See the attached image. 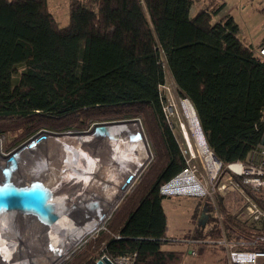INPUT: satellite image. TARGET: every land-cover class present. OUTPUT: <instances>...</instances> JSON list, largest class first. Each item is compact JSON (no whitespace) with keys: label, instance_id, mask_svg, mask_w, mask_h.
<instances>
[{"label":"trees","instance_id":"16d2710c","mask_svg":"<svg viewBox=\"0 0 264 264\" xmlns=\"http://www.w3.org/2000/svg\"><path fill=\"white\" fill-rule=\"evenodd\" d=\"M195 1L70 0L62 27L49 0H0L2 124L19 127L24 138L43 128L60 131L72 119L83 127L82 115L142 113L161 143L160 157L126 198L122 221L112 220L71 264H97L103 254H135L133 264H184L186 252L165 247L181 240L168 235V196L160 189L186 166L164 110L165 64L219 159L247 161L263 140L264 40L258 48L246 42L230 15L214 21L225 7L220 0L192 14ZM214 250L201 246L197 255Z\"/></svg>","mask_w":264,"mask_h":264},{"label":"bare ground","instance_id":"6f19581e","mask_svg":"<svg viewBox=\"0 0 264 264\" xmlns=\"http://www.w3.org/2000/svg\"><path fill=\"white\" fill-rule=\"evenodd\" d=\"M179 106L195 152L208 157L210 150L192 102L181 99ZM150 155L136 120L99 124L88 133L41 132L9 155L0 140V186L27 183L49 191L61 187L65 195L54 196L50 214L0 217V264L63 263L105 223ZM98 175L104 182L89 186ZM190 184L184 176L168 191L186 193ZM83 192L92 205L81 207L86 203L78 200Z\"/></svg>","mask_w":264,"mask_h":264},{"label":"built area","instance_id":"2783aa9c","mask_svg":"<svg viewBox=\"0 0 264 264\" xmlns=\"http://www.w3.org/2000/svg\"><path fill=\"white\" fill-rule=\"evenodd\" d=\"M258 54L264 58V43ZM183 153L185 168L160 192L168 197L202 198L208 206L184 239L191 247L189 253L195 256L203 246L223 251L226 264H264V146L260 144L247 161L229 163L211 149L208 157L187 146ZM184 176L191 181L186 193L168 191L170 184ZM134 258L135 254L110 259L114 264H133Z\"/></svg>","mask_w":264,"mask_h":264},{"label":"rangeland","instance_id":"374dc122","mask_svg":"<svg viewBox=\"0 0 264 264\" xmlns=\"http://www.w3.org/2000/svg\"><path fill=\"white\" fill-rule=\"evenodd\" d=\"M209 0H197L194 2L192 7V14H195L197 10L200 9L202 5L204 7L205 3ZM225 3V8L222 14H219L214 18V21H219L223 16L230 15L239 24L241 28V36L247 39V41L254 44L255 48L261 45L264 39V0H220ZM70 0H49L50 11L55 15L60 26H66L70 20ZM256 45V46H255ZM165 60V59H164ZM22 67H19L18 72L21 73ZM166 71V84L162 89L163 97L165 98V113L168 121L171 123L173 132L178 139L180 147L183 149L187 148L195 153L194 144H192L190 133L186 126L184 115L179 106V101L184 99L180 95V89L169 69L167 64H165ZM186 100V99H184ZM113 118V119H112ZM80 120H84L83 127L78 126V119L74 121L63 122V126L59 127L60 131H55L47 128H43L35 134L29 137H21L22 130L19 127H13L14 124H2L5 122H0V140L3 141V151L6 154H12L20 146L25 144L29 139L41 132L66 134V133H88L91 132L95 126L99 124H105L113 121H124V120H136L141 124V128L144 132L145 139L150 148V158L141 169L136 179L130 186V188L125 192L124 196L118 202L115 210L107 216L105 223L98 228V231L89 236L83 244L71 255H69L66 260L61 264H71L73 261L83 252L86 251L88 242L91 240H96L102 231H106L109 224L114 219L116 224L122 221L125 216V203L126 198L133 192L137 184L145 177L149 168L156 162L157 158L160 157L162 149L159 137L156 135L155 124L148 121L147 117H144L142 113L134 117H102L98 116L95 118H89L82 115ZM73 123V124H72ZM72 125V126H71ZM71 126V127H67ZM67 127V128H65ZM186 132V133H185ZM189 134H188V133ZM186 142V143H185ZM186 145V146H185ZM16 148V150H15ZM210 150V148H209ZM184 154V153H183ZM185 155V154H184ZM165 211L168 216V235L173 239L181 240V243L175 242L165 247L171 249H178L186 252L184 264H226V257L223 251L215 249L214 251L204 252L202 255L192 256L190 251V246L184 242V239L189 236L190 232L195 226V217L192 219L193 214H199L202 210L207 211L208 206L204 203V199L186 197V196H174L170 195L166 197L163 201ZM200 205V207H199ZM209 250V249H208ZM190 255V256H189ZM104 256V254H103ZM199 256V257H198ZM111 258V257H110Z\"/></svg>","mask_w":264,"mask_h":264},{"label":"water","instance_id":"95a60500","mask_svg":"<svg viewBox=\"0 0 264 264\" xmlns=\"http://www.w3.org/2000/svg\"><path fill=\"white\" fill-rule=\"evenodd\" d=\"M202 133L204 135L203 130ZM261 145L264 146V137L261 142ZM135 179L136 177L131 178V180L129 181L126 187L127 189L125 190V192L130 188V186L132 185ZM103 182L104 181L102 180V177L98 175L93 178L92 182L89 183V186L91 185V187H95ZM35 186L36 185H31L27 183L24 184L8 183V184H4V186H0V217L10 218L13 215H20V214L32 215V216L47 215L50 214V212L52 211V207H53L52 201L54 199V196L57 195V193H59V197L61 196V198L65 196L64 192L61 190V187L60 189H58L59 187H56L55 191L53 190L49 191L50 189L43 190ZM125 192L123 194H125ZM83 193H81V195H79L80 197H78L80 204L82 201L86 202L81 207L92 205L93 202L90 201L87 196H85V193L84 194ZM123 194L121 197L124 196ZM120 200L121 198L118 201H115L114 204L116 205L113 208V210L116 209L118 202ZM111 212L109 214H111ZM201 223H204V221L202 220ZM87 236H85V238ZM97 264H114V263L112 262L109 256L104 255L100 260H98Z\"/></svg>","mask_w":264,"mask_h":264},{"label":"crops","instance_id":"0c3cea01","mask_svg":"<svg viewBox=\"0 0 264 264\" xmlns=\"http://www.w3.org/2000/svg\"><path fill=\"white\" fill-rule=\"evenodd\" d=\"M200 4H201V7H200V9L203 7V5H202V2H200ZM225 8V7H224ZM223 8V9H224ZM223 9L221 10V12L219 13V14H222V12H223ZM197 12V11H196ZM226 16V15H225ZM224 17V16H223ZM238 24V23H237ZM239 25V24H238ZM239 36L241 37V38H243L246 42H249V41H247V39H245L244 37H242L241 36V28H240V26H239ZM264 40V39H263ZM263 42V41H262ZM262 42H261V44H262ZM250 44H252L251 42H249ZM253 46H254V44H252ZM256 46V45H255Z\"/></svg>","mask_w":264,"mask_h":264}]
</instances>
